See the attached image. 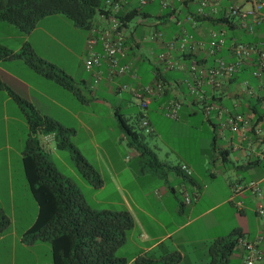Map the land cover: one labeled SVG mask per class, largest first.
I'll use <instances>...</instances> for the list:
<instances>
[{
	"label": "crops",
	"instance_id": "1",
	"mask_svg": "<svg viewBox=\"0 0 264 264\" xmlns=\"http://www.w3.org/2000/svg\"><path fill=\"white\" fill-rule=\"evenodd\" d=\"M197 1L169 0V6L176 11V17H178L188 32L198 38L203 37L205 39L204 37H206L208 30L223 28L226 32L227 41L229 37H234L242 43L257 44V46L264 48V21L253 24L251 32L231 25L222 26L218 23V17L215 15L204 18L196 17L198 20L194 19L193 22H187L183 15L186 12H192ZM98 2L101 4L102 0H98ZM223 2L228 4L230 0H223ZM243 5L247 6L248 4L245 3ZM147 6L149 8L144 9ZM130 10L133 9H129L125 5L120 14ZM135 10H140L144 14L132 16L125 21L126 31L129 36L127 41L128 49L125 57L120 61L131 60L133 62L138 76V83L142 85L151 84L155 79H159L163 83L162 92L158 96H150L146 105L145 114L150 126L149 135H151L155 132L154 121L151 120L148 114L152 112L154 120H156L157 115H163V106L167 100L181 94L182 100L185 99L186 104L194 106L197 103L192 94L191 97L189 91L183 90L184 87L181 84L183 83L184 86H187L185 79L188 77L190 63L195 62L200 66L208 67L212 63V58L205 54V50L198 55L185 54L186 56L172 52L171 57L181 67H165L164 61H159L156 58V53L164 50V42L178 31L174 21L167 16L170 12L169 7L161 8L158 0H152ZM134 17H138V20L131 24V19ZM149 17L153 18L154 22L149 23L147 21ZM49 19H55V21ZM98 21L97 14H95L90 20L89 26ZM89 26L78 27L72 19L60 13L40 17L29 32H23L9 22L0 21L1 47L11 52H18L23 46H27L34 55L53 64L62 71L70 81V87H64L41 72L30 68L21 58L0 59V81L3 84V87L0 88L3 91L0 103L3 110L1 118L4 125L6 126L9 121H15L22 127L26 122L23 110L14 98V96H18L28 101L39 114L46 115L56 120L63 127L69 128V139L71 141L74 139L71 142L72 146L94 168L101 180L99 186L93 187L82 175L76 176L84 188L93 190L90 194L92 203L101 206H126V199L135 208L132 210L128 206L123 207V210H126L132 219V226L127 231L124 242L116 247L114 251V255L124 259L125 264H170V258L174 259L172 264H181L185 260H187V264H191L186 249L189 242L200 244L199 258L201 260L204 258L210 259L208 246L211 242L223 238L233 229H237L250 239L255 235H264L262 228L264 213L257 215L255 212L257 204H260L264 209V72L257 77L253 75L258 62L257 55L254 53L249 54L248 61L244 65L246 69L232 75L228 79H219L218 86L210 84L205 75L197 77L196 80L198 87L203 91L209 103L214 106H221L230 114L238 113L243 116L244 121L239 131L231 132L226 127H220L216 117V109L210 110L208 115L203 112L204 120L211 129L212 138L210 142L205 144L206 152L201 157L202 166L199 169L191 167L187 161L175 152L171 156L166 153L161 160H158L157 156L154 155V165L158 166L160 171L162 168L163 171L160 172L159 176L161 175L163 180L159 185L150 187L151 189L148 188L146 191H143L138 183L133 182L136 189L133 197V193L129 192L124 185L122 186L119 179V175L127 168L121 164V161L119 163L121 154L117 153L115 163V160L106 151L102 152L103 160H101V156L96 150L97 143L92 139L93 135L88 133L90 130L85 122L87 115L95 117V114L87 111V101L83 94L88 95L89 98L96 99L95 106L98 109L105 108L107 116L117 121V116L125 119L119 109L132 102L133 98L129 91H117L116 87L122 83L134 84L127 74L108 78L103 65L95 67L93 73L84 69L85 38L88 35ZM152 30L161 33L160 40H148L145 38V35ZM135 39H138V42H134ZM227 43L225 48L217 54L225 60L230 59L226 49ZM94 49L100 51L99 45L95 46ZM196 60L202 61V63ZM6 64H13L14 67L16 65V72L6 67ZM49 81L57 85L58 88L55 86L53 88L55 92H60V89H63L72 100L76 99L79 101V106L72 107L63 103L57 95L46 93L38 85H47ZM110 96H112V99ZM10 101L16 105V110L15 112L7 113L4 111V106ZM180 103L182 104L181 101ZM221 129H226L229 135L223 137ZM78 131L82 132L80 133L82 137L80 146L75 141ZM5 133H7V129ZM217 136L222 139L221 144L218 146L215 144ZM121 138V134L113 136L111 138L112 143ZM137 140L142 141L141 138H137ZM85 144H89L90 148L93 149V154L89 158L82 152ZM117 145L122 146L121 144ZM126 145L134 148L130 154L131 157H135L137 152L141 153L136 150L135 145H128L127 142ZM174 157L178 161L172 163L171 159ZM182 163L190 168L191 172L189 175H184L179 171L178 166ZM104 166L109 171V176L106 178L103 176V172L107 171ZM152 166L153 163L151 161L148 163V168ZM229 169L232 170L233 174L232 172L227 174ZM137 171L138 173L144 172L143 166H140ZM243 171L248 174L249 177L247 179L240 175ZM152 172L155 173L153 170ZM131 180L136 181L133 175H131ZM216 181H219L218 190L211 187L212 183ZM249 181L257 182L261 190L259 197L246 188L235 190L236 185L243 186ZM105 182H109L114 190L111 195L103 193L106 188ZM119 190H124V194L120 193ZM151 190H153V193H151ZM99 192L100 194L98 195ZM184 193L190 198L188 203L183 202ZM154 194L156 196H153ZM149 196L157 202H160L161 199L163 200V214L165 213L164 205L166 203L171 205L172 215L168 216V220L164 218L163 221L160 220L153 212L144 207V205L149 203ZM251 196L256 200L252 209L250 207ZM204 198H208L210 203L203 208H198L199 202ZM221 207L227 214L229 213L231 219L225 221L222 228L220 227L222 232H219L220 230L214 232L213 230L207 233V228L221 225V221L217 217L209 215L212 211ZM248 211L253 212V218L248 216ZM203 217L204 220H202L201 224L205 228V235L189 239L187 235L181 233L183 229ZM24 230L17 235L14 230L7 227L0 233V241L9 237V245L5 248L6 264H11L12 262L13 248L16 242L22 248L26 247V244L21 240V234ZM124 245H127L128 252L116 255L117 250ZM195 249L197 248L194 247L192 250L195 251ZM235 252L241 259L239 251L235 249L232 250L230 255ZM256 264H264V257L259 259Z\"/></svg>",
	"mask_w": 264,
	"mask_h": 264
},
{
	"label": "rangeland",
	"instance_id": "2",
	"mask_svg": "<svg viewBox=\"0 0 264 264\" xmlns=\"http://www.w3.org/2000/svg\"><path fill=\"white\" fill-rule=\"evenodd\" d=\"M149 6L144 9H148ZM55 21V19H49ZM138 20V17H134L131 19V24ZM149 23L154 22V19L149 17L147 20ZM59 59V58H58ZM10 70L15 71V67L13 64H6ZM14 67V68H13ZM176 73V72H172ZM48 82V81H47ZM16 84V83H15ZM13 84V85H15ZM41 89H43L48 94L57 95V97L65 104H68L72 107L79 106L78 100H72L69 97V94L63 89H60V92H55L53 90L54 86L56 88L57 85L50 82L47 85L38 84ZM181 86L184 87L183 90L188 91V87L184 86L182 83ZM188 93V92H187ZM191 95V94H190ZM3 96V91L0 90V99ZM85 100L87 101V111L93 112L95 117L87 115L85 118V122L90 130L89 134L93 135L94 142L97 143V152L101 156V160H103L102 152L106 151L107 154L115 160H117V153H120L122 165H125L127 168L124 170L122 174L119 175V179L121 185L125 186L127 190L131 193L136 191L135 184L138 183L143 191L148 190L150 187H155L159 185L163 178L161 175L159 176L161 171L158 169V166L154 165L153 155L157 156L158 160L163 159L166 153L167 155H174L178 153L185 161H187L191 167L195 169H199L201 167V157L203 153L205 154L206 143L211 141L212 132L207 122L204 120L203 111L201 110V106L199 103H195L194 106L191 104H186V100H182L181 94L175 95V99H178L182 102L179 110L177 118H169L164 115H157L156 120L152 117V112H150L149 117L151 118L154 124L155 132L149 135L150 133H146L139 125V111L146 112V109L141 110L139 106L138 100L132 97V102L125 105L119 109V112L125 118V122L136 132L138 138L142 139V141H134L136 150H141L139 144L144 146L147 151L143 153H138L135 157H131V152H133L134 148L126 145V142L129 141L128 136L125 132L119 127L118 122L115 119H111L106 114V109L101 108L98 109L94 103H96V99L89 98L88 95L83 94ZM98 96V94H96ZM192 97V95H191ZM112 99V96H110ZM114 98V97H113ZM1 102V100H0ZM112 103V101H111ZM186 104V105H185ZM16 105L10 101L7 102L4 106V111L7 113L15 112ZM193 110V112H191ZM1 103H0V208L4 211L9 219L8 228L14 230L17 235L21 233L23 229H25L32 221L36 212V203L34 199L31 197L25 178L23 176L20 154L24 148L25 139L28 135L26 122L21 127L19 123L15 121H9L5 126L3 123V119L1 118L2 113ZM7 129V133L5 130ZM223 134V137H227L229 132L226 129L220 130ZM80 133L78 131V135L75 138L76 143L80 146V139H82ZM121 134L122 138L117 139L115 143L111 138L113 136H117ZM157 135H159L157 137ZM68 141L71 143V139H69V135L67 136ZM221 137L217 136L215 140L216 146L221 144ZM86 142V141H85ZM72 144V143H71ZM117 144H121L119 146ZM50 146V147H49ZM51 148V149H50ZM82 152L88 158L92 156L93 149L90 148L89 144H85L83 146ZM142 152V151H141ZM46 153L49 159L54 164L55 168L65 177H68L73 184L79 189L86 203L95 209H109V210H123V207H129L130 209H135L130 201L126 200V206H110V205H94L92 200H90V194L93 192L92 189L84 188L79 182V178L76 176H80L81 174L78 172L76 166L74 165V159L71 156V152L68 148L57 149L54 145V140L50 141L48 144V149ZM140 154V155H139ZM125 155V156H124ZM127 155V156H126ZM126 157V159H125ZM91 161V160H89ZM152 161L153 166L148 168V163ZM178 159L174 157L171 159L172 163L177 162ZM140 162V163H139ZM143 166L144 172L138 173V168ZM211 166V165H209ZM106 172H103V176L106 178L109 176L108 168ZM152 170L155 172L153 173ZM232 172L229 169L227 174ZM154 174V175H152ZM157 174V175H156ZM233 174V172H232ZM131 175L134 176L136 181L131 180ZM226 175V174H225ZM240 175L244 176L246 179L249 177L244 171L240 173ZM230 176V175H229ZM206 177V176H205ZM134 182V183H133ZM219 181L212 183L211 187L215 190H218ZM105 189L103 191L104 194L111 195L114 191L109 182H105ZM151 189V188H150ZM120 193L124 194V190H119ZM153 193V190H151ZM100 192L98 193V195ZM153 196H156L155 194ZM148 204L144 205L148 210L153 212L160 220L163 221L168 220V216H171V205L166 203L164 205L165 213L163 214V200L160 202L155 201L150 196L148 197ZM210 203L208 198L202 199L198 208H203L207 204ZM256 200L253 196L250 197V207L251 209L254 207ZM249 217H254L252 211H248ZM209 215L217 217L221 221V225L212 226L213 228H207V233L214 230V232L219 231L220 227L225 221L231 219L229 213L227 214L224 211L223 207L212 211ZM208 216V215H207ZM206 217V216H205ZM178 218V217H177ZM179 219V218H178ZM202 220L204 217L197 220L195 223H192L187 228L183 229L181 233L187 235L189 239L195 237H199V235H205V228L203 227ZM227 223V222H226ZM6 227V228H7ZM5 228V229H6ZM4 229V230H5ZM219 232H222L220 230ZM226 235V234H225ZM225 237V236H224ZM9 245V237L0 241V264H6L5 261V248ZM127 245L120 247L116 255L121 253L128 252L126 248ZM195 251H193V248ZM188 251L189 259L191 264H206L209 261V258H204L200 260V244H193L189 242L186 246ZM240 253V252H239ZM242 256V254L240 253ZM51 264L50 260V249L49 244L46 241H35L31 246H27L22 248L19 243L16 242L13 248L12 254V262L11 264ZM181 264H187V260H185ZM226 264H243L242 257H238V254L235 252L229 256V260Z\"/></svg>",
	"mask_w": 264,
	"mask_h": 264
},
{
	"label": "trees",
	"instance_id": "3",
	"mask_svg": "<svg viewBox=\"0 0 264 264\" xmlns=\"http://www.w3.org/2000/svg\"><path fill=\"white\" fill-rule=\"evenodd\" d=\"M99 7L98 0H0V21L9 22L21 31L29 32L40 17L60 13L72 19L76 26L87 27ZM143 14L133 9L119 16L126 21L132 16ZM3 58H21L33 70L64 87H70L69 78L62 71L34 55L27 46L18 52L0 46V59ZM245 69L243 66L239 72ZM1 87L3 84L0 81ZM14 98L23 110L28 130L21 153L23 176L37 206L35 218L22 232L21 240L26 245L38 240L48 242L52 264H125L124 259L114 255V251L124 242L132 226L129 213L126 210L90 207L79 189L55 168L46 151L39 145L41 135L52 133L55 147L68 148L78 172L90 185L99 186L101 180L94 168L68 141L69 128L39 114L25 99L18 96ZM116 118L119 127L129 138L128 145H136V132L125 119L120 116ZM138 147L141 153L147 151L141 144ZM8 225L9 219L0 208V233ZM239 235L243 234L233 229L225 237L211 242L207 264H226ZM173 260L170 258L169 263L172 264Z\"/></svg>",
	"mask_w": 264,
	"mask_h": 264
},
{
	"label": "built area",
	"instance_id": "4",
	"mask_svg": "<svg viewBox=\"0 0 264 264\" xmlns=\"http://www.w3.org/2000/svg\"><path fill=\"white\" fill-rule=\"evenodd\" d=\"M152 0H102L97 11L98 22L91 24L88 28V35L85 38V56L83 58V67L87 72L93 73L94 68L100 65L104 66L106 76L113 78L127 74L133 81V84L122 83L116 87L117 91H129L131 96L139 102L141 110L146 109L148 98L158 96L163 90V83L155 79L151 84H140L137 81V74L131 60L121 62L128 49V34L126 31V22L121 19L120 11L125 5L129 9H139ZM161 8L169 7L170 20L174 21L178 27L176 34L172 35L164 42V50L156 53L159 61H164L167 68H179V63L171 57L172 52L179 54L198 55L205 50V54L212 58V63L208 67H203L197 63H190L188 67V77L185 84L188 91L193 95L194 100L200 104L202 111L208 115L210 110L216 109V117L220 127H226L231 132H238L244 119L238 113L230 114L221 106H214L207 101L202 90L198 87L197 77L205 75L210 84L218 86V80L221 78H230L238 73L247 61L251 53L257 55V66L253 71L256 77L264 72V48L257 44L242 43L234 37L226 40L225 30L223 28L210 29L203 37H196L188 32L182 25V22L176 17V11L169 6V0H158ZM247 3V6L243 4ZM207 10V11H206ZM218 17V23L222 26H234L245 31L251 32L252 25L264 21V0H230L225 4L223 0H198L192 12H186L183 17L187 22H193L196 17ZM145 38L148 40H160L161 33L156 30L149 31ZM134 42H138L135 39ZM228 50L229 60L218 56V52L225 48ZM264 42V39H263ZM99 45L100 51L94 49ZM181 103L178 99L171 98L163 106V113L166 117L177 118ZM139 125L146 132H150V126L144 111L139 112ZM53 139V134H44L39 138V145L45 151L48 144ZM179 171L184 175H189L191 170L186 164H179ZM248 189L252 194L259 197L261 190L256 181H249L243 186L236 185L235 190ZM196 194V193H193ZM190 198L184 193L183 202L188 203ZM257 215H262L264 209L260 204L255 208ZM264 230V224L262 226ZM234 249L242 254L243 264H256L264 257V235H255L248 238L245 235L237 236Z\"/></svg>",
	"mask_w": 264,
	"mask_h": 264
}]
</instances>
